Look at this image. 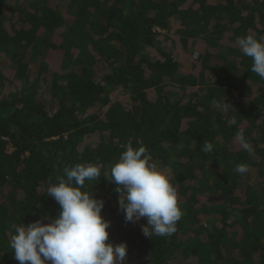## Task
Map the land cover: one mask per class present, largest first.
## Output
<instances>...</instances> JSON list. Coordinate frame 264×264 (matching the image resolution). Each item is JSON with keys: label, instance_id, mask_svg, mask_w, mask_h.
Returning <instances> with one entry per match:
<instances>
[{"label": "trees", "instance_id": "obj_1", "mask_svg": "<svg viewBox=\"0 0 264 264\" xmlns=\"http://www.w3.org/2000/svg\"><path fill=\"white\" fill-rule=\"evenodd\" d=\"M3 2L0 264H18V224L57 215L45 193L65 166L110 168L128 142L146 146L185 213L171 236L145 237V219L125 223L115 183L86 181L128 264H264V79L237 44L264 35V0ZM189 47L182 73L172 50ZM224 99L227 113L213 104Z\"/></svg>", "mask_w": 264, "mask_h": 264}, {"label": "clouds", "instance_id": "obj_2", "mask_svg": "<svg viewBox=\"0 0 264 264\" xmlns=\"http://www.w3.org/2000/svg\"><path fill=\"white\" fill-rule=\"evenodd\" d=\"M237 44L242 54L251 58V72L264 79V35L240 36ZM213 104L222 113L231 105L225 99ZM236 123L233 117L232 124ZM235 139L250 156L255 154L243 129ZM124 147L110 168L102 170L93 163L63 168V175L57 176V182L50 183L45 193L59 205L57 215L15 227L10 248L18 264H128L127 243L109 240L111 222L102 216L105 201L84 190L86 181L99 180L101 175L116 184L118 206L126 224L145 219L141 230L149 238L167 237L177 231L185 213L170 176L150 159L146 146L133 147L128 142ZM201 150L211 152L213 144L206 141ZM235 171L246 174L249 166L240 163Z\"/></svg>", "mask_w": 264, "mask_h": 264}, {"label": "rangeland", "instance_id": "obj_3", "mask_svg": "<svg viewBox=\"0 0 264 264\" xmlns=\"http://www.w3.org/2000/svg\"><path fill=\"white\" fill-rule=\"evenodd\" d=\"M11 1H14V0H4V5L5 4H7L8 3V5L10 4V2ZM59 1V4L60 5H63V3L64 2H66L67 0H58ZM175 28V27H174ZM173 53H174V55H178L179 57H178V59L180 58V59H182L181 60V68H180V71L182 72V73H184V72H186V71H191L190 70V68L188 67V65L189 64H191V59H193V60H195V54H193L192 53V48H186V49H184V48H179V53H178V50L177 49H175V48H173ZM186 65V66H185ZM171 92H175V91H171ZM177 98V96L175 95V96H173V98L172 99H176ZM232 211V210H231ZM232 214H234L235 215V212H233L232 211ZM217 217H219V216H217ZM232 219H234V217L233 218H231V220ZM180 254V253H179Z\"/></svg>", "mask_w": 264, "mask_h": 264}]
</instances>
